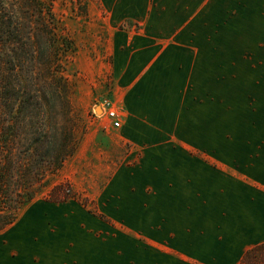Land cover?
<instances>
[{
    "label": "crops",
    "instance_id": "crops-1",
    "mask_svg": "<svg viewBox=\"0 0 264 264\" xmlns=\"http://www.w3.org/2000/svg\"><path fill=\"white\" fill-rule=\"evenodd\" d=\"M99 1L114 26L113 65L125 108L115 129L124 138L153 140L165 123L166 145L132 182L110 179L95 198L98 213L73 198L40 204L37 216L49 221L43 238L38 232L36 264H238L264 242V140L221 136L218 115L216 129H205V27L228 0ZM256 2L260 35L250 39L264 49V0ZM252 19L248 12L250 27ZM180 76L194 81L183 82L177 100L171 86Z\"/></svg>",
    "mask_w": 264,
    "mask_h": 264
},
{
    "label": "rangeland",
    "instance_id": "rangeland-1",
    "mask_svg": "<svg viewBox=\"0 0 264 264\" xmlns=\"http://www.w3.org/2000/svg\"><path fill=\"white\" fill-rule=\"evenodd\" d=\"M252 2V13L250 0L220 2L212 24L205 27L204 121L205 129L211 126L216 129L213 121L218 115L221 136L237 132L264 140V49L259 42L250 39L251 35H260L255 20L257 2ZM53 9L60 25L75 43L74 51L69 52L65 60L64 72L72 84L76 148L61 167L48 176L42 189L18 207L16 220L0 230V263L4 264L37 263L38 232L49 221L46 214L37 216L45 200L63 201L66 195L67 199L73 198L97 212L95 198L110 179H123L124 182L127 178L133 179V172L141 164L148 168L149 155L163 152L166 145L161 129L167 124L160 126L156 139L131 140L113 128L104 113L102 103L109 100L125 116L113 65L114 26L100 1L55 0ZM248 12L253 17L252 27L248 26ZM180 78V84L172 82L171 86V94L177 100L184 94L183 82L194 81L192 76ZM166 94H169L168 89ZM125 170L131 175L123 178L119 173ZM39 235L43 238V230Z\"/></svg>",
    "mask_w": 264,
    "mask_h": 264
},
{
    "label": "trees",
    "instance_id": "trees-1",
    "mask_svg": "<svg viewBox=\"0 0 264 264\" xmlns=\"http://www.w3.org/2000/svg\"><path fill=\"white\" fill-rule=\"evenodd\" d=\"M54 1L0 0V230L76 148L72 84L64 72L75 43ZM238 264H264V242Z\"/></svg>",
    "mask_w": 264,
    "mask_h": 264
},
{
    "label": "built area",
    "instance_id": "built-area-1",
    "mask_svg": "<svg viewBox=\"0 0 264 264\" xmlns=\"http://www.w3.org/2000/svg\"><path fill=\"white\" fill-rule=\"evenodd\" d=\"M104 113L111 121L113 128L121 126L123 113L109 100H104L102 103Z\"/></svg>",
    "mask_w": 264,
    "mask_h": 264
}]
</instances>
